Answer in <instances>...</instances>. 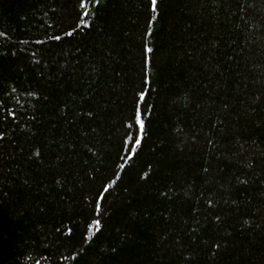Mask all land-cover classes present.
<instances>
[{
    "label": "trees",
    "instance_id": "obj_1",
    "mask_svg": "<svg viewBox=\"0 0 264 264\" xmlns=\"http://www.w3.org/2000/svg\"><path fill=\"white\" fill-rule=\"evenodd\" d=\"M86 2L0 0V264H264V0Z\"/></svg>",
    "mask_w": 264,
    "mask_h": 264
},
{
    "label": "snow or ice",
    "instance_id": "obj_2",
    "mask_svg": "<svg viewBox=\"0 0 264 264\" xmlns=\"http://www.w3.org/2000/svg\"><path fill=\"white\" fill-rule=\"evenodd\" d=\"M151 6H152V10H153V12H155L156 9H157V0H151ZM79 7H80V9H82V10L84 11V14L87 15V2H86V0H80ZM69 34H70V33H69ZM56 39H59V37H56ZM146 50H147V51H151V49H147V48H146ZM140 95H141V98H142V97H143V93H140ZM135 123L138 124V125L140 126L141 130L143 129V124H144V122H143V120L140 118V114H139V112H137L136 115H135ZM133 138L135 139L136 137H133ZM136 143L139 144V143H140V140H139V139H136ZM103 189H104V190H103L102 192L99 193V197H100V199H102V198L104 197V193L107 192V190H108V186H107V185H104V186H103ZM95 207H96L97 210L100 209V202H99V199L95 202ZM93 222H94L95 224H99V221H98V220L93 221Z\"/></svg>",
    "mask_w": 264,
    "mask_h": 264
}]
</instances>
